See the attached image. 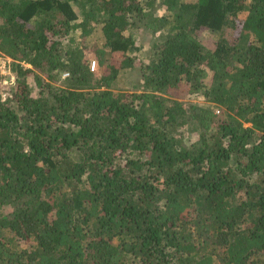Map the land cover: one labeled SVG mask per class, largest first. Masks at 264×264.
Segmentation results:
<instances>
[{"label": "trees", "instance_id": "1", "mask_svg": "<svg viewBox=\"0 0 264 264\" xmlns=\"http://www.w3.org/2000/svg\"><path fill=\"white\" fill-rule=\"evenodd\" d=\"M0 53V264H264V0H0Z\"/></svg>", "mask_w": 264, "mask_h": 264}, {"label": "rangeland", "instance_id": "2", "mask_svg": "<svg viewBox=\"0 0 264 264\" xmlns=\"http://www.w3.org/2000/svg\"><path fill=\"white\" fill-rule=\"evenodd\" d=\"M161 1V0H158ZM75 7V6H74ZM76 13L78 15H80V10L76 9L75 10ZM158 14L162 17H167L169 16L168 12H165L163 10L158 11ZM246 16V13H240L239 14V18L244 19ZM154 37V34L151 31H147V30H140L139 33H136L135 35V47L138 48L139 50H132L130 53V56L133 57L134 63H136V65L138 64V62L140 61L141 63H147V55H148V51H149V47L152 43V39ZM217 35L209 32V31H203V36H202V40L204 42V45L206 47V49H212L215 47V42L217 41ZM8 56H6L3 53H0V68L3 66V64H5L6 58ZM10 58V57H8ZM11 59V58H10ZM90 62L93 61L92 57L89 56ZM13 64V63H12ZM12 64L10 65L11 69H12ZM1 72V71H0ZM97 66H96V71L94 73H97ZM14 74V73H13ZM65 76V75H63ZM62 79L60 76H57L55 78V80H57L56 82L53 83L54 86L56 85H60L59 81ZM140 81V73L138 71V67L131 69V70H125L123 72H121L118 76V78L116 79V81L113 83L112 87L110 88V90L114 93L117 94H128V93H133L134 92V88L135 86L139 83ZM30 87H31V91L35 94L37 89L36 86L33 83L32 78H30ZM7 91H9L8 88L3 89L0 88V97H4L7 96ZM180 102H182L183 104H197L200 105L206 109H209L212 113H214L215 116H218L219 113V108L216 107L215 105H212L211 103H208L205 101V99L202 97L201 93L196 92L192 95H188L186 97H183L181 100H179ZM184 139L186 141H194L195 138L193 135H190L186 130H182Z\"/></svg>", "mask_w": 264, "mask_h": 264}, {"label": "built area", "instance_id": "3", "mask_svg": "<svg viewBox=\"0 0 264 264\" xmlns=\"http://www.w3.org/2000/svg\"><path fill=\"white\" fill-rule=\"evenodd\" d=\"M1 61V58H0ZM13 63V60L10 58H6L5 64L0 68V88L6 89L9 91L15 83V75L12 72L10 65ZM90 71L93 73L96 71V63L95 61L90 62ZM66 76V75H65ZM7 91V93H9ZM8 95V94H7ZM6 96L1 97L2 100H5Z\"/></svg>", "mask_w": 264, "mask_h": 264}]
</instances>
